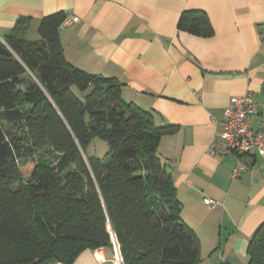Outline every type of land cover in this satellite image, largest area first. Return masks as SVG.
<instances>
[{
    "label": "trees",
    "instance_id": "16d2710c",
    "mask_svg": "<svg viewBox=\"0 0 264 264\" xmlns=\"http://www.w3.org/2000/svg\"><path fill=\"white\" fill-rule=\"evenodd\" d=\"M64 20L45 17L38 41L18 20L0 41V264H73L85 250L111 248L110 231L121 264H196L199 240L158 155L174 127L123 101L115 78L69 64ZM178 29L213 33L200 10L184 12ZM95 139L107 145L102 158L86 154ZM45 148L51 158L35 156ZM246 256L264 264V222Z\"/></svg>",
    "mask_w": 264,
    "mask_h": 264
},
{
    "label": "crops",
    "instance_id": "0c3cea01",
    "mask_svg": "<svg viewBox=\"0 0 264 264\" xmlns=\"http://www.w3.org/2000/svg\"><path fill=\"white\" fill-rule=\"evenodd\" d=\"M192 10L206 14L210 37L178 29ZM56 13L78 19L58 30L69 64L115 78L123 101L151 112L156 126L174 127L158 155L209 264H245L248 241L264 222V155L230 180L234 160L207 148L224 111L246 92L255 110L249 124L264 117V0H0V39L26 19L27 38L38 41L41 21ZM114 255L113 247L85 250L73 264H113Z\"/></svg>",
    "mask_w": 264,
    "mask_h": 264
},
{
    "label": "built area",
    "instance_id": "2783aa9c",
    "mask_svg": "<svg viewBox=\"0 0 264 264\" xmlns=\"http://www.w3.org/2000/svg\"><path fill=\"white\" fill-rule=\"evenodd\" d=\"M77 21L75 17L65 18L61 26L65 27ZM254 111L249 93L246 92L235 99L233 105L224 111L222 130L214 136L207 148V152L212 156L234 160L229 173L230 180H237L247 172L250 158L264 155V117L261 118L258 126H251L249 120ZM203 204L212 208L215 202L204 199ZM111 242L115 252L113 264H121L122 260L117 254V246L115 247L112 236Z\"/></svg>",
    "mask_w": 264,
    "mask_h": 264
},
{
    "label": "rangeland",
    "instance_id": "374dc122",
    "mask_svg": "<svg viewBox=\"0 0 264 264\" xmlns=\"http://www.w3.org/2000/svg\"><path fill=\"white\" fill-rule=\"evenodd\" d=\"M28 39L33 40L34 38L33 36H29ZM39 152H37L35 156L37 157L42 156L43 158H51L53 156V154L49 150H47V148L43 149L41 153ZM106 152H107V145L103 141L98 140V139L93 140L86 150L87 156L95 154V156L100 155V158H102ZM209 255H210L209 250L204 249V251L202 252L200 251V261L197 262L196 264H209L210 262ZM245 264H248L247 258H246Z\"/></svg>",
    "mask_w": 264,
    "mask_h": 264
},
{
    "label": "water",
    "instance_id": "95a60500",
    "mask_svg": "<svg viewBox=\"0 0 264 264\" xmlns=\"http://www.w3.org/2000/svg\"><path fill=\"white\" fill-rule=\"evenodd\" d=\"M0 41H3V40H2V39H0ZM110 234H111V236H112L113 242H114V244H115V247H116V246H117V244H116L115 238H114V236L112 235L111 231H110ZM117 254H119V249H118V246H117ZM119 256H120V254H119Z\"/></svg>",
    "mask_w": 264,
    "mask_h": 264
}]
</instances>
